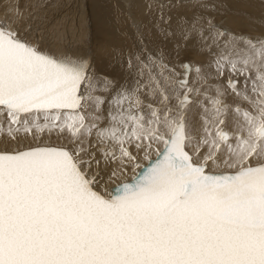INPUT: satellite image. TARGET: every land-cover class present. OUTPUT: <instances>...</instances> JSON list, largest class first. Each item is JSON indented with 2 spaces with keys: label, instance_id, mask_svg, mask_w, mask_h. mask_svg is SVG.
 Here are the masks:
<instances>
[{
  "label": "snow or ice",
  "instance_id": "snow-or-ice-1",
  "mask_svg": "<svg viewBox=\"0 0 264 264\" xmlns=\"http://www.w3.org/2000/svg\"><path fill=\"white\" fill-rule=\"evenodd\" d=\"M157 7L167 24L175 5ZM12 22L0 23V264H264V36L198 17L183 37H199L206 65L177 72L142 48L118 83ZM89 146L116 165L110 193Z\"/></svg>",
  "mask_w": 264,
  "mask_h": 264
},
{
  "label": "bare ground",
  "instance_id": "bare-ground-1",
  "mask_svg": "<svg viewBox=\"0 0 264 264\" xmlns=\"http://www.w3.org/2000/svg\"><path fill=\"white\" fill-rule=\"evenodd\" d=\"M3 1L0 0V7L5 1L10 4L7 5V7L14 5L16 2V0ZM26 1L27 4L31 6L27 12L32 10V14H35L34 7L39 4L42 8H40L38 13H45L46 10L44 11L43 9L46 8L42 6V4H45L50 13L49 16L45 17L49 20L47 19L48 21L44 23L45 25L42 23L44 27H46V30L40 27L41 30L50 33L37 35L33 39V44L40 50L55 57L71 56L73 58H87L97 74H109V78L118 83L125 82L126 78L130 80L127 69L128 56L142 49L141 42H139L135 32V29H137L139 33L142 31L140 25L141 21L138 22L137 17L143 18L146 29L152 33L156 45L168 51L166 53L169 58V63L176 65V62H179L177 58L189 57L193 63L185 61L186 63L196 65L194 62L199 60L201 65H206L209 59V55H207L208 51L205 50V46L199 41V37L195 34H193L194 38L188 49L180 48L179 44L184 40L183 30L186 28L182 25L183 23L177 22L178 35L175 39L172 37L173 32L168 31L169 29L167 28V30L165 26L163 27L164 30H161V27L158 28L156 23L162 20L160 19L161 15L158 13L159 9L156 4L158 2H156V0H75L74 3H72L71 0L68 2L66 0ZM163 4H166V2H163ZM37 7L39 8V6ZM192 7L193 9L190 10L192 11V22L198 17L203 18L205 22L208 18L218 17L221 19L218 23H215L216 26L226 30L228 33L252 38L264 36V0H208L206 3H195ZM2 13H4V11ZM7 13L9 12L7 11ZM156 13L159 15H155ZM168 13L169 9L163 14L165 20L169 17ZM28 15L23 17H26V21L29 19ZM30 17H32L31 14ZM3 19L4 18L0 19V23H8ZM30 20L37 21L39 18L35 20L30 18ZM10 21H14L12 22L13 24H21L24 21L22 24V26L24 25L23 27L32 24V22H28L29 20L27 22L21 20L20 17H14L10 19ZM62 22L66 24L62 26ZM12 23L9 24V26L15 29ZM133 23L135 24L134 27L132 26ZM35 25L37 24H34V26ZM143 33L144 31L141 34L144 35ZM19 35L24 39L23 35ZM205 35L207 36L208 32L205 33ZM38 37L42 38L45 42H36ZM40 38L39 40H41ZM40 47H46L49 50ZM97 94H103V92L98 88ZM104 107L106 114L107 105ZM105 123H107V120H105ZM53 142L64 143L63 141ZM94 142L95 137L91 139L90 144ZM89 151L95 152L96 159L100 160L98 166L95 163H93L92 166V170L99 173L97 177L99 180L98 190L105 193L112 192V187L115 185L113 182L108 181V177L116 165L114 163L105 164L100 153L97 152L95 148L89 146ZM128 175H131L130 170Z\"/></svg>",
  "mask_w": 264,
  "mask_h": 264
},
{
  "label": "rangeland",
  "instance_id": "rangeland-1",
  "mask_svg": "<svg viewBox=\"0 0 264 264\" xmlns=\"http://www.w3.org/2000/svg\"><path fill=\"white\" fill-rule=\"evenodd\" d=\"M3 1V0H2ZM5 1V0H4ZM3 1V2H4ZM7 1H11V0H7ZM24 2L26 1V0H23ZM23 1H21V0H16V2H15V4L14 5H12V6H8L7 7V5H10L9 4V2H4L3 3V5H1V7H0V19H2V18H4L3 20H6L7 22H9L10 21V19H12V18H16V17H20L21 18V20H25L26 21V17L25 18H23L25 15H28L29 14V12H30V14H31V16L32 17H30V14L28 15V17H29V23L30 22H32V24L34 23V24H37V25H35L34 26V24H33V26H32V24H28V25H26L28 28H34V29H28L26 26L25 27H23L22 26V24L24 23V21H23V23H21V24H13L12 23V26L15 28V29H17L19 32V34H21V35H23L24 36V39L26 38V40L28 41V42H30V43H32L33 44V39H34V37H36L37 35H40V34H44V33H50V32H46V31H43V30H46L45 28L46 27H44V23H46L49 19L48 18H45V17H47V16H49V9H48V7L45 5V4H42V6H43V8L45 7L46 9H43L44 11L46 10V12L44 13H42V14H39L38 12H39V10H40V8H42L41 7V5H39L38 3V5H36L35 7H34V9H35V14H32L33 13V11L32 10H30L29 12H27L30 8H31V6L29 5V4H27V1L24 3ZM67 2L68 1H70V0H66ZM72 1V3H74L75 2V0H71ZM154 1V0H153ZM208 1V0H207ZM206 0H165V1H162V0H156V2H158V3H156L157 5H159V4H163V2H166V4L165 5H168V4H171V5H175V7H172V8H166L165 9V11H168V9H169V17H170V20H169V22L167 23V24H165L163 21H161V22H158V23H156V25H158V28L159 27H161L160 29L161 30H164L163 29V27L165 26L166 27V29L168 30V31H170V32H173L172 33V37H174V39L176 38V36L178 35L177 34V26H176V24H177V22H180V23H183V21H187V24H185V23H183L182 25H184V27H188V28H190L191 27V24H192V15H191V13H192V11H190V10H192L193 9V7H192V5H194L195 3H206L207 2ZM189 2V3H188ZM6 4V5H5ZM31 4V3H30ZM192 4V5H191ZM37 6H39V8L37 7ZM191 6V7H190ZM15 9L16 10V14L15 15H12V14H10V10H7V9ZM17 8V9H16ZM18 8H20V9H18ZM6 10V11H5ZM18 10H20V11H18ZM4 11V13L5 14H7V15H5L4 13H2ZM7 11L9 12V13H7ZM20 12H22V13H20ZM28 14H27V13ZM25 13V14H24ZM160 15H161V13H160V11L158 12ZM11 16H10V15ZM22 14V15H21ZM159 14H155V15H159ZM5 15V16H4ZM17 15V16H16ZM36 15V16H35ZM41 15V16H40ZM174 16H176V17H174ZM9 17V18H8ZM44 17V18H43ZM168 17V18H169ZM30 18L31 19H33V20H35V19H38L39 18V20H35V21H31L30 20ZM42 18V19H41ZM222 18H224V17H222ZM48 19V20H47ZM137 19H138V22L139 21H141L140 23V25H141V28H142V31H141V33L144 31V35H142L141 33H139V31L137 30V29H135V32H136V34H137V37H138V39H139V42H141L142 41V43H140L141 45H142V48H146L147 49V52H152V54H154V55H156V54H159V56L165 61V63H167L168 65H169V67H172V65L173 64H171V63H169V58L167 57L168 55H167V53L166 52H168V51H165V49L163 48V47H158L159 45H156V42H155V40L153 39V37H152V33L149 31V30H147L146 29V24H145V22H144V20H143V18L142 17H137ZM212 20H213V22L214 23H218L219 21H220V19L221 18H211ZM166 20H168V19H166ZM173 20V21H172ZM178 20H180V21H178ZM26 21V22H27ZM22 22V21H21ZM40 22V23H39ZM137 22V21H136ZM137 22V23H138ZM44 25H43V24ZM136 23V24H137ZM143 23V24H142ZM11 24V23H10ZM39 24V25H38ZM43 26H42V25ZM66 23L65 22H62V26H64ZM139 24V23H138ZM139 25V26H140ZM216 25V24H215ZM132 26L134 27L135 26V24L133 23L132 24ZM40 27H43L42 29L43 30H41V28ZM169 27H171V28H169ZM49 28V27H48ZM38 29H40V30H38ZM165 29V30H166ZM172 29V30H171ZM28 30H31V31H28ZM138 31V32H137ZM33 32V33H32ZM208 32V30L206 29L205 30V33H207ZM38 33V34H37ZM34 34V35H33ZM142 36V37H141ZM39 38L40 37H38L37 39V41L36 42H43L44 40L42 39V38H40L41 40H39ZM193 35L192 36H190V38L189 39H187V40H183L180 44H179V46H180V48L181 49H188L189 47H190V44H192V40H193ZM147 40V41H146ZM154 40V41H153ZM152 41V42H151ZM45 42V41H44ZM35 45V44H34ZM72 45H74V44H72ZM40 48H42V49H47V50H49L48 48H46V47H40ZM73 48V47H72ZM150 49V50H149ZM165 51V52H164ZM212 51L213 52H215V49H212ZM207 55H209V52L207 53ZM165 58V59H164ZM179 60V62H176V65H173V67H175V69H176V71L177 72H181L182 71V69L180 68V65L182 64V63H185V61H189V62H191V63H193L192 61H191V59L188 57V58H181V57H179V58H177V61ZM194 61V60H193ZM194 64H200L201 65V63H200V61L198 60V61H195L194 62ZM101 76H106V77H110V75L109 74H101ZM109 79H111V78H109ZM56 143V142H55ZM69 147H71L70 145H68Z\"/></svg>",
  "mask_w": 264,
  "mask_h": 264
},
{
  "label": "water",
  "instance_id": "water-1",
  "mask_svg": "<svg viewBox=\"0 0 264 264\" xmlns=\"http://www.w3.org/2000/svg\"><path fill=\"white\" fill-rule=\"evenodd\" d=\"M114 190V186L112 187V191Z\"/></svg>",
  "mask_w": 264,
  "mask_h": 264
}]
</instances>
